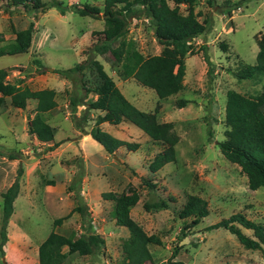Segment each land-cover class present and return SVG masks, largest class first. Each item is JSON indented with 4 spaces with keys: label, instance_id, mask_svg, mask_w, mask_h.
Listing matches in <instances>:
<instances>
[{
    "label": "rangeland",
    "instance_id": "rangeland-1",
    "mask_svg": "<svg viewBox=\"0 0 264 264\" xmlns=\"http://www.w3.org/2000/svg\"><path fill=\"white\" fill-rule=\"evenodd\" d=\"M5 1L0 0V33L4 37L0 47L13 41L14 30L26 28L30 22L34 24V32L27 52L0 55V68L6 69V81L31 90L44 85L37 84L38 73L47 72L48 68L51 71L72 68L85 59L88 56L85 50L95 41L91 33L105 26L103 0H43L47 3L62 1L66 7L95 5L100 8L95 17L81 16L70 10L61 14L56 7L27 13L19 7L5 9ZM235 4L234 9L230 8ZM192 5L200 21L206 18L207 30L193 41V52L185 59L184 86L177 94L159 99L152 89L124 74L121 62L96 56L116 86L121 84L132 104L140 110L155 112L160 122H171L179 135L175 160L156 172H151L149 164L160 149L130 123L107 127L119 140L134 144L135 149L122 145L114 155L106 154L100 159L98 151L92 147L88 148L93 154L89 159L68 146L46 152L47 144L25 134L26 122L28 125L30 113L34 115L36 101L27 99L26 107L17 110L9 97H5L0 108V230L1 194L16 178L19 192L6 226L7 241L0 244V264H38L39 244L52 229L54 219L68 214L74 207L75 191L86 205L85 222L89 218L104 244L94 255L69 254L63 264H131L122 249L129 232L115 223L113 202L100 196L107 191L121 192L129 182L137 187L140 196L130 211L132 219L147 234H158L163 242L148 245L155 262H166L177 249L173 260L188 264H264V248L247 249L223 228L205 230L235 212L264 225V186L250 190L240 167L227 160L216 145L225 138L227 129L224 124L226 92L232 89L252 96L262 89L261 83L238 80L232 73L245 63H255L256 40L264 36V0H194ZM186 9L184 4L180 5L181 13ZM125 39L133 41L144 57L160 54L163 48L153 27L142 18L129 26ZM205 55L211 64H207ZM34 59H38L42 67L36 65ZM209 68H213L211 74ZM29 78L31 80L25 83ZM81 80L93 88L97 74L86 65L83 75L75 73L69 77L62 89L61 85L57 87L60 89L56 96L57 107L45 114L56 131L63 126L57 133L58 139H65L70 134L69 126L74 125L68 98L76 90L83 94ZM88 96L93 93L89 92ZM179 99L187 100L181 108L176 105ZM79 113L76 111V115ZM9 155L15 158L10 159ZM142 178L151 179L156 188L147 189ZM191 194L207 201L210 214L183 236V222L178 213ZM159 197L167 200V207L146 210L144 204ZM83 221L73 212L56 231L66 236L79 233ZM242 230L247 235L252 234L250 230Z\"/></svg>",
    "mask_w": 264,
    "mask_h": 264
},
{
    "label": "trees",
    "instance_id": "trees-1",
    "mask_svg": "<svg viewBox=\"0 0 264 264\" xmlns=\"http://www.w3.org/2000/svg\"><path fill=\"white\" fill-rule=\"evenodd\" d=\"M193 1L103 0L105 26L102 30L91 33L95 36V41L84 52L88 56L72 68L54 70L66 79L75 73L83 75L86 65L96 72L97 82L93 88L81 80L83 94H79L78 90L75 91L76 93L69 94L71 117L75 127L81 133L91 135L108 154L114 155L119 146L125 145L130 149L136 147L102 130L100 124L105 121L114 125L126 122L136 126L160 149L149 164L151 172H156L175 160V147L179 141V135L173 129L171 122H160L155 112L140 110L127 100L114 80L107 75L96 56H106L108 59L111 57L121 62L124 74L132 76L139 84L152 89L159 99H166L177 94L184 86L185 59L193 52V41L207 30L206 18L204 21L197 18L192 5ZM181 4L187 7L185 13L180 12ZM7 7H19L27 13L45 12L50 7H56L61 14L70 10L81 16L91 17H95L100 12V8L95 5L84 3L66 7L62 1L47 3L43 0H6L5 9ZM235 7L236 4L230 8ZM229 12L228 10L227 13ZM141 18L146 19L153 27L157 41L163 46L160 54L144 57L134 47L133 41L125 39L129 26L134 24L136 19ZM33 32V22H30L24 29L14 30L13 41L5 47H0V55L27 52L31 45ZM1 38L3 35L0 33V40ZM256 43L258 51L255 63L243 64L233 71L232 75L238 80H253L261 83L262 89L260 93L252 96L232 89L226 92L224 124L227 129L225 138L216 142L221 154L240 167L247 178L250 190H257L264 186V36L257 38ZM205 61L208 65L211 64L206 55ZM34 63L42 67L38 59H34ZM208 71L211 74L213 68H209ZM89 92L95 93L97 98L88 99ZM56 96V90L51 88L31 90L28 87L16 86L15 82L6 81V70L0 68V108L3 106L5 97H10L11 104L21 109L26 107L27 99H34L36 101L35 114L32 117L28 116V133L35 135L40 141L54 140L53 128L46 120L45 114L56 107ZM186 103L185 99L176 101L179 108ZM80 106L84 108L77 116L75 112ZM92 112L94 116L90 115ZM59 144V142H54L44 150L51 151ZM14 156L9 155V158H15ZM19 174H22L21 169H19ZM141 181L149 190L156 188L151 179L142 178ZM18 192L19 179L16 178L1 194V245L7 241L6 226L14 211L13 203ZM74 196L76 200L74 207L68 214L54 219L52 229L39 244L38 264H63L68 254L77 253L80 256H90L100 252L104 241L95 232L89 218L88 222H85L87 209L82 203L79 192L75 191ZM101 197L113 202L115 223L129 232L128 238L122 244V249L124 256H127L131 264H188L173 260L177 249L166 262L154 261L148 245H162L163 242L158 234H147L132 219L130 211L140 197L134 184L129 182L121 192H102ZM144 207L146 210H160L167 207V200L159 197L156 201L146 202ZM73 212H77L84 220L80 226L81 231L68 236L57 232L56 227L60 226ZM209 214L210 209L204 198L196 194L188 195L178 213L183 222L181 227L183 236L190 233ZM218 228H223L234 235L247 249L262 250L264 248V225L241 212L232 213L229 217L207 226L205 230L211 231ZM242 229L250 230L252 234L247 235ZM64 248H67V251H63Z\"/></svg>",
    "mask_w": 264,
    "mask_h": 264
},
{
    "label": "crops",
    "instance_id": "crops-1",
    "mask_svg": "<svg viewBox=\"0 0 264 264\" xmlns=\"http://www.w3.org/2000/svg\"><path fill=\"white\" fill-rule=\"evenodd\" d=\"M22 29H24V28H22ZM15 37V36H14ZM4 38V37H3ZM3 38H1V40L0 41H3L4 39ZM14 65H17V64H14ZM49 70L47 71V72H40V73H38L37 75H36V82H37V84H44V85H40V87H37L36 89H34V90H39V89H43V88H51V89H54V90H56V92L57 91H59L60 89H58L57 87L59 86V85H61V89H62V87L65 85V81L67 80L66 78H64V77H62V76H60L58 73H56L54 70L53 71H51V69L50 68H48ZM6 70V69H5ZM17 75V74H16ZM23 77V76H22ZM24 78H25V76H24ZM28 80H31V78H29V79H26L24 82L26 83ZM16 83V82H15ZM60 87V86H59ZM118 87V86H117ZM118 89L120 90V92L125 96V94H124V91L121 89V84L119 85V87H118ZM79 91H81V90H79ZM93 93V92H92ZM80 94V93H79ZM126 97V96H125ZM87 98L88 99H91V100H95L96 98H97V95L95 94V93H93V96H88L87 95ZM127 98V97H126ZM9 99H10V97H9ZM127 100H129L128 98H127ZM57 101V100H56ZM11 102V101H10ZM68 104H69V98H68ZM65 106H67L66 104H65ZM56 107H57V105H56ZM84 108V106H80V107H78V109H77V111H79L80 113H81V110ZM16 109L17 110H20V109H18L17 107H16ZM52 111V110H51ZM144 111V110H143ZM80 113H79V115H80ZM34 114H35V111H34ZM75 115H76V112H75ZM79 115H77V116H79ZM91 116H94V113L92 112L91 114H90ZM29 116L30 117H32V115H31V113L29 114ZM65 119H67V117L65 118ZM27 120V119H26ZM47 121H48V119H47ZM48 123H49V121H48ZM50 125L52 126V128H53V131H54V140H52V141H48V142H45V141H40V140H38L37 138H36V136L35 135H31L32 136V138H33V140H36L37 142H41V143H45V144H47L46 145V147L47 146H49V145H52L54 142H59L60 144L57 146V147H59V148H61L62 146L64 147V146H68L67 148H72L73 150H74V152H82V153H84V156L86 157V158H90L91 157V155L93 156V154L92 153H90V150L88 149L89 147H92V148H94L95 150H97L98 151V153H99V155H100V157H98V159H100L101 157H104L106 154H108L106 151H105V149L103 148V146L100 144V143H98L96 140H94L92 137H91V135H89V134H85V133H81L74 125H70L69 127H71L70 128V134L69 135H66V137H65V139H63V138H59L58 139V136H57V133L58 132H60V131H62L63 130V126L62 127H58L57 128V131L55 130V128H54V126L50 123ZM113 126L114 124H111V123H108V122H102L101 124H100V128L102 129V130H104V131H106V132H108L109 134H111V135H114L113 133H111V131L109 130V128L107 127V126ZM114 126H116V127H118V124H115ZM26 130H27V132L25 133L26 134V136H28V125H27V122H26ZM30 135V134H29ZM113 137H115L116 138V136L114 135ZM118 139V138H117ZM64 142L66 143L65 145H64ZM35 143V142H34ZM45 147V148H46ZM57 147L55 148V149H57ZM119 147H121V146H119ZM118 147V148H119ZM117 148V149H118ZM55 149H53V150H51V151H54ZM116 149V150H117ZM115 150V151H116ZM99 163V162H98ZM101 163V162H100ZM101 196V195H100ZM102 198V197H101ZM108 201V200H107ZM70 212V211H69ZM117 226H119V225H117ZM119 227H121V226H119ZM45 238H46V236H45ZM44 238V239H45ZM43 239V240H44ZM67 249V248H66ZM64 251V250H63ZM69 255V254H68ZM67 258V257H66Z\"/></svg>",
    "mask_w": 264,
    "mask_h": 264
},
{
    "label": "water",
    "instance_id": "water-1",
    "mask_svg": "<svg viewBox=\"0 0 264 264\" xmlns=\"http://www.w3.org/2000/svg\"><path fill=\"white\" fill-rule=\"evenodd\" d=\"M115 158H117V157L115 156Z\"/></svg>",
    "mask_w": 264,
    "mask_h": 264
}]
</instances>
